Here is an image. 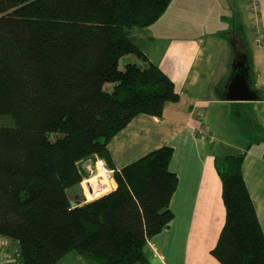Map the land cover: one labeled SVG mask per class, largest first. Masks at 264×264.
Here are the masks:
<instances>
[{"label":"trees","instance_id":"trees-1","mask_svg":"<svg viewBox=\"0 0 264 264\" xmlns=\"http://www.w3.org/2000/svg\"><path fill=\"white\" fill-rule=\"evenodd\" d=\"M171 1L0 0V237L17 243L20 264H56L73 251L92 264L148 263V240L174 219V148L161 146L118 169L108 147L136 116H163L180 99L131 36L158 21ZM237 27L229 37L234 72L242 62L262 99ZM130 54L143 64L121 68ZM245 154L217 166L226 218L211 252L221 264H264ZM98 159L114 170L117 186L81 201L76 188L89 176L86 164Z\"/></svg>","mask_w":264,"mask_h":264},{"label":"crops","instance_id":"crops-1","mask_svg":"<svg viewBox=\"0 0 264 264\" xmlns=\"http://www.w3.org/2000/svg\"><path fill=\"white\" fill-rule=\"evenodd\" d=\"M181 1L172 0L158 21L134 30L131 35L174 81L179 101L168 102L160 117L139 114L108 145L118 169L161 146L174 148L170 169L178 174L179 182L170 206L175 217L168 227L148 240L145 247L148 263L136 264H221L211 252L226 218L217 166L225 156L234 154L230 152L233 148L239 149L238 153L246 152L243 175L264 231V96L257 100L228 99L226 86L235 74L229 37L231 32L236 34L238 24L228 27L224 15L226 20L219 26L222 30L209 27L212 18L207 28L191 31L196 13L201 10L198 4L207 9L212 0H186L176 9ZM259 2L260 28L264 30V0ZM226 3L232 7L234 16L246 7L252 24V38L248 39L246 33L245 38L252 56L253 83L264 91V42H255L257 27L250 15V0ZM239 23L246 31L248 25ZM249 84L251 87L250 80ZM236 110L242 119L235 118ZM256 124L261 130L254 127ZM218 126L223 138L218 144L199 134L204 128L216 139L213 127L217 133ZM234 130L245 135L246 140L238 139ZM254 133H258L259 140H251ZM96 180L89 183L93 197L103 194L95 195L96 189L102 191L101 187L109 185L103 189L109 192L117 186L115 180H107V185L102 179L99 183ZM83 196L81 201L85 199ZM56 264L92 263L73 251Z\"/></svg>","mask_w":264,"mask_h":264},{"label":"rangeland","instance_id":"rangeland-1","mask_svg":"<svg viewBox=\"0 0 264 264\" xmlns=\"http://www.w3.org/2000/svg\"><path fill=\"white\" fill-rule=\"evenodd\" d=\"M185 1L186 0H182L179 4H177L176 9L181 7L182 4L185 3ZM227 1H229V0H212V2L208 6H206L207 9H202V7L198 4V7L201 10H199L198 13H196L197 18L195 19L194 24L192 26H190L191 31L195 30V32H196V29H198V31H200V29L207 28L208 27V23H209V21L212 18H213V21L211 22V24H209V27H216L217 28V27L223 25V19H224L223 16L226 15L227 16V18H226L227 20L226 19H224V20L227 21V26L230 27V28L233 26V24H235V25L238 24L239 25L240 24L239 22H243L244 26L248 25L245 33L247 35V38L251 40V38H252V24H251L250 17L247 16L246 7L240 8L238 13H237V16H234V14L232 13L233 12L232 11V7L227 5V3H226ZM229 24H230V26H229ZM136 29H140V28H136ZM136 29H133L132 32L134 30H136ZM219 30H222V29L220 28ZM228 32H230V31H228ZM129 62H136L138 64H143V60L141 58L137 57L136 55L130 54V55H127V56L123 57L120 60V67L124 68L125 65L127 63H129ZM109 90H112V88L110 87ZM4 122H8V120L4 119ZM243 127H244L243 129L245 130V126L244 125H243ZM219 129L221 130V128L219 127L218 131L216 133L215 129L213 127V132H214V135H215V138H216L215 139L216 144L220 143L219 141H221L223 139L221 137V133H220ZM221 132H222V130H221ZM234 134L236 135V137L238 139L243 140V141L246 140V136L245 135H241L239 132L236 133L235 130H234ZM216 144H214V145H216ZM230 152H232L234 154H238L239 149L233 148ZM86 167H87L86 169H87V172L89 173V175H91V169H96L97 168V172L95 171L92 174L94 177L99 176V178L97 180L95 179L97 183H99V181L101 179H102V181L113 180V179H106V178L103 177V173L100 171L99 165H97V161H96L94 166H92V164H86ZM93 176H90L89 178L92 177L91 179H93L94 178ZM89 178L85 177V179L83 180L81 186L76 188V191H78L79 194L83 195V193H86L85 195L87 197L83 196L85 198V200L94 199V197L89 198L88 194H91L90 192H88L89 191V187H86L84 185V181L89 179ZM93 182H95V181H93ZM107 188H109V185L107 186ZM107 190L108 189H105V190L101 191L100 193H104ZM72 191H71V195H74V194H72ZM72 200L74 201L73 198H72ZM17 254H18L17 243L15 241H13V240L0 237V264H20L19 261H18V258H17Z\"/></svg>","mask_w":264,"mask_h":264},{"label":"water","instance_id":"water-1","mask_svg":"<svg viewBox=\"0 0 264 264\" xmlns=\"http://www.w3.org/2000/svg\"><path fill=\"white\" fill-rule=\"evenodd\" d=\"M236 72L226 86V93L230 100H256L257 96L249 84V71L242 62L235 65ZM89 177V176H87Z\"/></svg>","mask_w":264,"mask_h":264},{"label":"built area","instance_id":"built-area-1","mask_svg":"<svg viewBox=\"0 0 264 264\" xmlns=\"http://www.w3.org/2000/svg\"><path fill=\"white\" fill-rule=\"evenodd\" d=\"M260 9H261V7H260L259 0H250V15H251L252 19L254 20V23L257 27V34H256V38H255L256 44H262L264 41V30L262 28H260V20H261ZM199 134L208 137L209 141H211V142L215 141L213 135L207 129H204V128L200 129ZM97 165H99V169L103 173L104 178L113 179V171L114 170L109 168L103 159H98ZM95 171L97 172V168L91 169V175H89V177L93 176L92 174Z\"/></svg>","mask_w":264,"mask_h":264},{"label":"bare ground","instance_id":"bare-ground-1","mask_svg":"<svg viewBox=\"0 0 264 264\" xmlns=\"http://www.w3.org/2000/svg\"><path fill=\"white\" fill-rule=\"evenodd\" d=\"M98 178H99V176L94 177L93 179H87V180L85 181V183H86L85 186L91 188L90 185H89V182L94 181L95 179H98ZM101 178H102V177H101ZM103 182L107 185L106 181H103ZM103 182H101V183H103ZM101 183H100V184H101ZM100 184H99V185H100ZM106 187H107V186H106ZM106 187H101V188H102V191H103V189L106 188ZM88 192H89V191H88ZM92 192H93V191H92ZM96 192H97V193H96ZM96 192H95V195H98V194L101 192V190L96 189ZM88 195L91 196V197H93V194H88ZM95 197H96V196H95Z\"/></svg>","mask_w":264,"mask_h":264}]
</instances>
